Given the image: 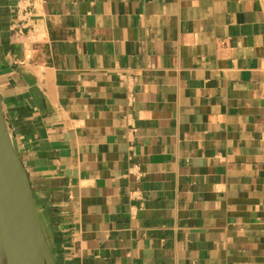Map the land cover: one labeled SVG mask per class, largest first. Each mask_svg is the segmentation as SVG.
<instances>
[{
  "label": "crops",
  "instance_id": "obj_1",
  "mask_svg": "<svg viewBox=\"0 0 264 264\" xmlns=\"http://www.w3.org/2000/svg\"><path fill=\"white\" fill-rule=\"evenodd\" d=\"M0 99L55 264H264V0H0Z\"/></svg>",
  "mask_w": 264,
  "mask_h": 264
},
{
  "label": "water",
  "instance_id": "obj_2",
  "mask_svg": "<svg viewBox=\"0 0 264 264\" xmlns=\"http://www.w3.org/2000/svg\"><path fill=\"white\" fill-rule=\"evenodd\" d=\"M0 264H55L0 99Z\"/></svg>",
  "mask_w": 264,
  "mask_h": 264
}]
</instances>
